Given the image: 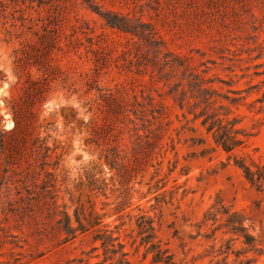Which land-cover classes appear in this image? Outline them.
Instances as JSON below:
<instances>
[{
  "label": "rangeland",
  "instance_id": "rangeland-1",
  "mask_svg": "<svg viewBox=\"0 0 264 264\" xmlns=\"http://www.w3.org/2000/svg\"><path fill=\"white\" fill-rule=\"evenodd\" d=\"M91 3L151 25L172 58L241 97L226 103L254 134L237 154L264 164V0ZM165 59L85 0H0V264L101 263L99 229L130 264H165L141 243L142 215L177 263L223 264L229 235L207 238L204 221L217 201L244 216L261 250L230 252L228 264H264V194L180 106L185 69ZM65 212L74 227L76 215L101 223L72 238Z\"/></svg>",
  "mask_w": 264,
  "mask_h": 264
},
{
  "label": "trees",
  "instance_id": "trees-1",
  "mask_svg": "<svg viewBox=\"0 0 264 264\" xmlns=\"http://www.w3.org/2000/svg\"><path fill=\"white\" fill-rule=\"evenodd\" d=\"M96 10L112 27L118 28L125 32L131 33L155 45L157 52H163L165 55V65L172 69L184 67V77L177 87L183 88L178 92L176 89V99L180 101L182 108L188 106V112L193 114V120H200L201 126L206 133L212 138L215 147L221 148L228 156V161L233 159L234 165L242 172L250 187L259 193L264 194V164L257 162H249L246 157L237 154V151L245 147L249 139L254 133L248 131L241 125L242 119L234 116L233 111L226 102L237 104L241 97H231L227 93H222L219 88L214 87L215 79L206 78L205 75L195 73L185 64V61L178 57H173L166 48L165 43L158 39L157 33L151 25L141 22H134L131 18L121 15L110 10L103 11L99 6L93 5L91 0H85ZM208 72V71H204ZM187 74V76H186ZM188 78V85H183V80ZM186 86H188L186 88ZM173 92V91H172ZM260 103V109H264V95L256 100ZM19 126V122H16ZM205 139H201L204 143ZM211 149H214L213 147ZM99 216L89 219L87 224L83 223L78 215L76 221L78 225L74 227L71 224V217L68 213H64L65 231L72 238L78 235V232L84 233L89 229L98 226ZM204 221H212V232L207 235L209 239H215L217 232H221L229 238L225 240V248L222 250L226 254L222 263L228 264L230 252L234 253L236 260L243 254L253 251L260 254L258 240L246 224L244 216L225 205L221 201H217L205 214ZM138 230L141 236V243L146 246L147 253L153 254V260L163 262L165 264H179L174 260V255L170 249L164 247L160 240L157 239L155 226L153 221L142 215L138 219ZM95 239L102 240V246L105 251V259L112 260L111 264H130L127 253L124 251V245L117 243L118 238L114 237L113 232L108 229H99L95 235ZM240 242L241 249L234 250L235 243ZM256 259L245 257L240 260L239 264H256ZM97 263V264H102Z\"/></svg>",
  "mask_w": 264,
  "mask_h": 264
}]
</instances>
